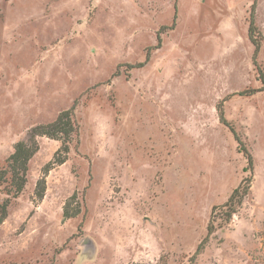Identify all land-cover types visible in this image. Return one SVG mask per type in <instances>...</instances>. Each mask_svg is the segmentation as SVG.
I'll list each match as a JSON object with an SVG mask.
<instances>
[{
  "label": "rangeland",
  "instance_id": "rangeland-1",
  "mask_svg": "<svg viewBox=\"0 0 264 264\" xmlns=\"http://www.w3.org/2000/svg\"><path fill=\"white\" fill-rule=\"evenodd\" d=\"M262 79L264 0H0V168L37 145L0 264H264ZM65 111V161L45 171L61 142L38 127Z\"/></svg>",
  "mask_w": 264,
  "mask_h": 264
},
{
  "label": "trees",
  "instance_id": "trees-1",
  "mask_svg": "<svg viewBox=\"0 0 264 264\" xmlns=\"http://www.w3.org/2000/svg\"><path fill=\"white\" fill-rule=\"evenodd\" d=\"M258 34V31H256V29L250 25L248 28V37L256 49L257 47H259ZM262 83H264V79H262ZM243 94L244 92L239 93V95ZM218 111L220 113V121L229 128L236 142L239 146H241L242 141L238 136V133L227 123L221 109H218ZM70 112L71 111H65L63 113H60L59 115H57L54 122L46 125H40V127H38V135H45L49 138L59 140L61 142V146L54 153V159L45 166V171H47L50 166L60 165L65 161L64 156L57 157V155L62 151L64 153L68 151L70 136L73 132V122L70 120ZM36 149L37 145L33 143L28 144L22 140L17 141L14 144L13 152L4 160V163L0 168V193L5 196V198L0 201V224L5 220L7 216L11 198L16 197L19 193H21L27 182L28 163L35 153ZM242 152L244 153V157L247 162V168L245 169V171H248L251 175L253 169L252 157L244 146L242 147ZM249 183L250 177L242 179L241 182L232 190L227 201L224 204L214 206L212 208L210 216L211 223L208 227V234L214 230L215 222L216 226L221 228L230 221L232 215L236 212L237 206H239L242 202L243 197L249 194ZM44 185L45 183L43 178H40L36 182L34 193L37 200L41 199L44 195ZM65 214L67 213H64V216ZM202 246L203 243L197 246V253L200 252L201 248L203 249ZM193 258L194 255L190 259V264L194 263Z\"/></svg>",
  "mask_w": 264,
  "mask_h": 264
}]
</instances>
